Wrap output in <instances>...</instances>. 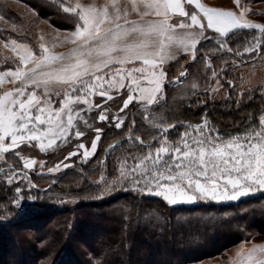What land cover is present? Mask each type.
<instances>
[{
	"label": "snow or ice",
	"instance_id": "snow-or-ice-1",
	"mask_svg": "<svg viewBox=\"0 0 264 264\" xmlns=\"http://www.w3.org/2000/svg\"><path fill=\"white\" fill-rule=\"evenodd\" d=\"M49 2L75 23L73 31L56 38L60 46H68L65 50H53L58 46L55 42H40L34 49L19 39H0V45L13 53L4 61L15 66L0 71V85H12L0 91V162L5 165L0 167V179L14 186L15 192L11 207H0L5 217L13 211L22 214L27 203L38 199L24 195L25 184L29 192L34 187L28 170L37 161L22 155L21 146L47 152L76 140L75 150L47 172L69 168L64 161L74 156L86 163L96 155L102 139L104 129L96 126L97 121L123 133L104 149L111 154L119 148L123 155L117 158L111 178L101 171L100 182L107 185L101 195L117 186L128 187L146 190L174 206L198 201L238 203L264 194V105L258 116L249 112L238 130L222 131L209 118L207 100L199 98L215 99L223 89L225 105L234 100L237 110L253 98L257 85L251 79L245 88L242 78L237 84L227 75L229 67L264 62V22L247 19L250 10L241 0H233L237 10L202 0ZM0 21L9 22L3 14ZM11 27L17 30L14 22ZM244 30L254 34L241 47L234 38ZM204 42L212 45L207 51ZM181 59L201 61L204 72L187 81L188 69ZM216 59L223 65L219 69ZM171 61L182 70L169 79L166 65ZM169 87L178 89L172 97L177 110L185 98L197 97L196 104L204 106L199 122L169 116ZM230 91L237 95L233 98ZM259 92L264 99V80ZM116 104L120 106L113 110ZM89 131L94 132L90 147L81 140ZM144 132L149 133L147 138ZM16 159L23 161L22 168ZM39 163L43 170L44 161ZM102 164L106 160L97 162L98 167ZM141 218L145 223L162 222L158 211L150 208L138 210L136 219ZM130 219L125 216L126 227H131ZM247 243L250 246L241 243L231 264H264V241ZM117 251L103 250L93 264H111L106 258Z\"/></svg>",
	"mask_w": 264,
	"mask_h": 264
},
{
	"label": "rangeland",
	"instance_id": "rangeland-1",
	"mask_svg": "<svg viewBox=\"0 0 264 264\" xmlns=\"http://www.w3.org/2000/svg\"><path fill=\"white\" fill-rule=\"evenodd\" d=\"M207 1H215L221 6H228L237 10V6L234 4L233 0ZM72 2L75 3V0H72ZM82 2L87 3L90 2V0H82ZM96 2L103 3L104 0H96ZM241 4L250 10L246 14L247 19H250L253 22H264V0H241ZM0 14L5 15L6 19L9 21L7 24L0 21V39H19L32 45L34 49H38L40 42H44L48 45H51L54 42L59 43L56 39L57 36L63 38V36L67 35L75 28L74 21L67 14H59L63 19V22L60 24L68 27V29H66L67 27L61 28L52 24L49 21V16H42L35 8L26 3L25 0H0ZM13 22L17 26L16 31H13L11 27ZM253 34L254 33L251 31L250 35L252 36ZM40 36L44 37L43 41H40ZM250 38L251 37L247 39ZM240 45L242 47L244 43ZM211 47L212 45L208 42L205 44L206 51ZM8 56H13L11 50L3 48V46L0 45V64H4L5 67L9 66L14 68L15 66L11 63V61H4V57ZM180 64L184 65L188 69L187 81L192 80L197 75L204 72V69L201 66L202 62L199 60L196 63H191L181 59ZM214 65L218 69L223 66L219 59L214 60ZM166 67L169 68V79L177 76L179 71L182 70L178 65H176V63L168 64ZM227 75L229 79L235 80L237 84L240 83L242 78L245 81V88L247 87L246 82L251 79L252 82L257 85L256 90L253 92V98L251 100H247V103L241 105L239 110L236 109L234 100L233 103L228 104L227 106L225 105V101L222 98L224 95L223 89L220 90L215 99H211L203 95H200L199 98L207 100L209 118L217 124L222 131H236L238 128L243 126L249 112L258 116L261 106L264 105V99L261 98L259 92V82L264 80V62L257 60L254 64H248L243 67L236 68L235 70L229 67ZM200 83L203 84V79L200 80ZM224 87L227 89V85ZM166 91L168 93L169 101V104L166 107L169 108V116L180 120L191 121L193 123L200 121V117L204 112V106L196 104L195 101L197 97L192 96L190 98H185L183 106L177 110L172 103V97L177 95L178 89L169 87ZM230 95L234 98L237 93L230 91ZM96 99L99 100L98 97ZM118 106L120 105H113V110H115ZM96 126L103 127V134L108 133L109 131H114L113 133L117 136H123V133L120 130L109 127L102 122L97 121ZM143 135L147 138L149 133L144 132ZM92 138H94V132L89 131L87 138H81V140L90 147ZM75 143H77V141L73 140L71 144L64 145L60 148L49 149L47 152H40L38 147L28 148L24 145L21 146V149H23L22 155L28 156L37 161L33 169L28 170L36 185L35 188L33 187L29 192L27 191L25 184V198L29 195L38 197L36 201H45L48 204L55 206V209H59L56 212L52 209L50 214H57L58 212L61 213L49 221L45 216L41 218H23L15 222L14 225L9 226L10 224H7L6 226H1L0 264H54V260L56 261L61 252V249H56L59 243L60 234L62 237H67L69 244L73 245L75 243L84 258H86L88 257L89 252H87V248L84 243H88L90 238L94 239L99 235H103L97 226L91 225L89 222L91 219L86 218L90 211H95L93 205L98 206L96 209H101V211L105 213L112 211L113 209L114 211L121 209L124 210L126 205L123 204H125L126 200L129 198H155V200L164 202L159 197L147 194L146 190L142 193L140 191L130 190L128 187L121 189L117 186L114 191L101 195L103 189L107 187V185L100 182L101 171L103 170L105 174L111 178L113 169L118 166L116 162L117 158L123 155V150L117 148L111 154H106L103 149L104 144H100L99 142L96 155L91 157L88 162L82 163L79 156H74L69 160L64 161L65 163L71 165L69 168H63V166H61L60 171L48 173L47 168L53 167L55 164L64 160L68 151L75 150ZM111 144L113 143H110V145ZM108 147L106 146L105 149ZM125 147H127V145H125ZM44 157H48V159H45ZM104 157H106L107 160H109V157L113 158V167L110 173L106 171L105 164H102L99 167L97 166V162L102 161ZM41 160L44 161L43 170L41 169L39 163ZM15 162L21 168L23 167V161L16 159ZM0 166L5 167L3 162H0ZM83 176H86L87 179ZM2 184H4L7 188L9 187L13 191V194L11 191L8 194V198L4 200V202H0V207L5 205L11 207L10 201L15 195L14 186H9L6 182H0V185ZM2 190H4V188ZM64 191L70 192L73 195L72 199L64 196L62 194ZM127 193L128 195H126ZM262 196H264V194L256 193L255 196L242 199L241 201L255 198L254 200H257V202H249L248 204L239 205L238 208H241L238 209L239 212L229 213V211H226L222 214L219 213L220 216L211 221L212 224H215L214 227H218L219 229V231L213 235L214 237L220 238L219 236L221 232H224L230 235L234 234L239 241L228 245L223 243L219 244V241L216 242L215 240H212L214 238L212 237V234L210 236H206L203 242L200 241L202 244L198 246L206 247L207 249L210 248V246L214 249H220L219 251L217 249L213 256L196 264H231L230 258L234 257L235 252L242 242H245V246H250L247 241H250L251 243L264 241V199H259V197ZM120 197H122V199H120ZM112 200L116 202L109 204ZM152 202L153 201L151 200L144 201V203L148 205ZM164 203L166 204V202ZM228 203L232 202L198 201L195 203H180L174 206L188 207L199 204H214L219 206ZM242 210L247 211L242 214ZM258 212H260V214H257ZM12 215L13 214H10L5 217L4 213L0 212V217L5 219H18V217ZM59 219H64V222L66 223L65 227L62 229L55 226ZM92 219V221H96L100 218L94 213ZM82 222H86L87 224H84L83 226ZM181 222L182 219L181 221L176 222V224H181ZM88 223H90V225ZM7 232H9L10 235H15V239L19 243L18 246L12 243L11 236L8 238ZM145 242L149 245H153L152 241L149 239H145ZM58 247L60 248V245ZM130 249H133L136 252L135 255L140 254L139 250H141V246L131 244ZM159 258L160 257H155L150 260L148 259L143 264H154L158 262V260L161 261L162 258ZM61 261L62 262L60 264H73L70 263L69 259L66 257H64Z\"/></svg>",
	"mask_w": 264,
	"mask_h": 264
},
{
	"label": "trees",
	"instance_id": "trees-1",
	"mask_svg": "<svg viewBox=\"0 0 264 264\" xmlns=\"http://www.w3.org/2000/svg\"><path fill=\"white\" fill-rule=\"evenodd\" d=\"M25 1L31 5V7L35 8L42 16H49V21L52 24L61 28L67 27L66 25L60 24L63 22L62 16H60V13H57L51 7L49 0ZM66 29H68V27ZM250 34V30H244L243 32L237 33V36L234 38V40L239 44L245 43L246 40H248L247 38L251 37ZM204 44H207V42H204ZM174 63L175 62L173 61L170 64ZM0 67L4 69L8 68L9 66L5 67L4 64H0ZM113 132L114 131H109L108 133L102 135V139L99 143L104 144L103 149H105L106 146L108 147L110 143H114L123 137H119ZM44 158L48 159V157ZM112 159V157H109V160H107V158L104 157L102 160H106L105 166L108 173L112 171ZM29 176L35 188L36 184L32 179V175L29 174ZM83 177L87 179L86 176ZM0 182L5 181L0 179ZM3 188L4 190H2ZM11 191L12 190L9 187L7 188L4 184L0 185V202H4V200L8 198V194ZM11 193L13 194V191ZM62 194L67 196L69 199H72L73 195L70 192L64 191ZM126 195H128V193ZM120 199H122V197H120ZM254 199L255 198L238 203L232 202L219 206L214 204H199L195 206L179 207L168 206L162 201L155 200V198L142 199L136 197L126 200V203L123 204L126 205L124 210L117 209L118 211H114L113 209L112 211L105 213L102 212L101 209H96L98 206L93 205L95 211H90L86 218H90L91 220H89V222L91 225L97 226L103 235H99L94 239L90 238L88 243H84L86 245L87 252H89L88 257L84 258L77 245H75V243L73 245L69 244L67 237H62L60 234L58 243L60 248L57 246L56 249H61V252L56 261L54 260V264H60L64 257L68 258L70 263L73 264H93V258L99 256V254L107 248L118 249L115 255L110 254L106 258L111 261V264H143L148 259L150 260L155 257H160L159 259H162L161 261L158 260V262L154 264H196L213 256L218 249H214L211 246L208 249L206 247L198 246L202 244L200 241L203 242L206 236H210L212 234V237H214L213 235L219 231L218 227H214L215 224H212L211 221L218 218V216H220L219 213L222 214L226 211H229V213H235L238 211V209H241L238 208L239 205L248 204L249 202H257V200ZM259 199H264V196L259 197ZM148 200L153 202L150 205L145 204L144 201ZM114 202L116 201L112 200L109 204H113ZM144 208H150L152 210L158 211L159 215L162 217V222L157 223L155 220H153L151 223H145L143 218L137 221L136 217L138 210H142ZM52 209L55 212L59 210L57 208L55 209V206L48 204L45 201H35L34 203L29 202L25 205V211L22 214H18L15 211L11 213L13 214L12 216L15 215L18 217L17 220H12L13 218L5 219L0 217V227L6 226L7 224H10L9 226L14 225L15 222L23 218H41L45 216L49 221L61 213L58 212L57 214H50ZM127 209H131V211L129 212ZM94 213L100 218L99 220L92 221ZM257 214H260V212ZM126 215L131 217L130 221L128 222L130 223L131 227H126ZM141 216L143 217V212H141ZM181 219V224H176V222L181 221ZM82 223L83 226L84 224H87L86 222ZM90 223L88 224L90 225ZM65 224L66 223L64 222V219H59L55 226H57L59 229H62L65 227ZM7 236L8 238L11 236L12 243L17 246L19 245L18 241L15 239V235H10V233L7 232ZM219 237L220 238L214 237L212 240H215L216 242L219 241V244L223 243L227 245L239 241V239L236 238L234 234L230 235L221 232ZM145 239L151 240L153 245L146 243ZM131 244L135 246H141V250H139L140 254L135 255L136 252L133 249H130Z\"/></svg>",
	"mask_w": 264,
	"mask_h": 264
},
{
	"label": "crops",
	"instance_id": "crops-1",
	"mask_svg": "<svg viewBox=\"0 0 264 264\" xmlns=\"http://www.w3.org/2000/svg\"><path fill=\"white\" fill-rule=\"evenodd\" d=\"M202 2L205 3V4H207V5H209V6L222 7V8H224V9H232V10H236L235 8H232V7L221 6V5L217 4L215 1L211 2V1H207V0H202ZM98 3H99V2H98ZM100 4H102V3H100ZM57 45H58V46H57L55 49H53V50H55V51H63V50L66 49V47H68L67 45H65V46H60L59 43H57ZM171 62H173V61H171ZM171 62H169V64H170ZM6 69H7V68H4V69H3V68L0 67V71L6 70ZM13 69H14V68H13ZM10 87H12L11 84L5 83L4 85H0V91H3L4 89H6V88H10Z\"/></svg>",
	"mask_w": 264,
	"mask_h": 264
}]
</instances>
